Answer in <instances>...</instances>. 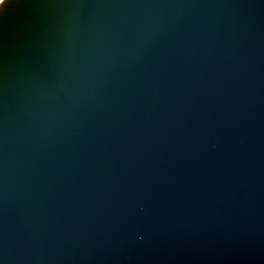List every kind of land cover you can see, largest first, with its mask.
<instances>
[{"label":"water","instance_id":"1","mask_svg":"<svg viewBox=\"0 0 264 264\" xmlns=\"http://www.w3.org/2000/svg\"><path fill=\"white\" fill-rule=\"evenodd\" d=\"M0 264H264V0H3Z\"/></svg>","mask_w":264,"mask_h":264},{"label":"snow or ice","instance_id":"2","mask_svg":"<svg viewBox=\"0 0 264 264\" xmlns=\"http://www.w3.org/2000/svg\"><path fill=\"white\" fill-rule=\"evenodd\" d=\"M0 3H3V0H0Z\"/></svg>","mask_w":264,"mask_h":264}]
</instances>
